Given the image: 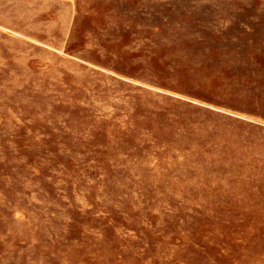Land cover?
<instances>
[{"label":"rangeland","instance_id":"rangeland-1","mask_svg":"<svg viewBox=\"0 0 264 264\" xmlns=\"http://www.w3.org/2000/svg\"><path fill=\"white\" fill-rule=\"evenodd\" d=\"M0 264H264V0H0Z\"/></svg>","mask_w":264,"mask_h":264}]
</instances>
